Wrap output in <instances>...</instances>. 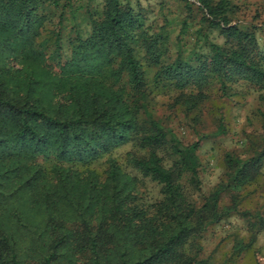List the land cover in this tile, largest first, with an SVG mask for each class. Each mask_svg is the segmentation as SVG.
Returning <instances> with one entry per match:
<instances>
[{
    "label": "trees",
    "instance_id": "obj_1",
    "mask_svg": "<svg viewBox=\"0 0 264 264\" xmlns=\"http://www.w3.org/2000/svg\"><path fill=\"white\" fill-rule=\"evenodd\" d=\"M42 5L43 0H0V180L29 171L27 161L36 156L54 154L59 160L90 162L141 129L137 116L143 112L152 119L155 133L141 138L159 145L169 136L174 151L184 156L192 180L198 181L195 151L199 141L185 144L170 127L153 120L140 100L149 84L135 54L134 45L140 39L147 42V51L154 46L149 54L157 65L155 79H174L183 91V101L191 105L205 98V89L212 83H219L223 93L240 79L264 88V51L258 48L255 29L228 24L224 15L217 16L219 5L204 2L209 16L204 12L200 22L199 31L210 54H198L193 62L178 60L172 67L163 64L155 52L160 36H150L149 40L130 4L104 0L101 12L91 19V34L72 44L68 64L74 65L80 82L73 85L69 103L73 108L66 113L61 102L55 107L43 101L40 83L45 90L55 78L41 63L42 41L38 36L46 19ZM185 22L183 18L182 26ZM206 26L218 27L228 38L226 42H214ZM14 61L20 65L15 66ZM103 65L111 67L114 82H109V73H105L109 69ZM190 86L198 91H187ZM262 117L261 148L246 158L227 154L229 181L243 183L257 176L264 157V113ZM129 155L143 174L156 181L160 196L145 200L138 194L133 176L121 183L115 162L110 163L101 188L97 179L75 196L78 185L65 180L58 188H47L44 200L53 205L57 195L61 198L57 204L67 202L71 212L64 209L57 222L55 217L49 218V237L43 249L47 255L42 264H57L59 253L63 254L58 252L61 245L70 249V264H82L78 261L86 255L90 264H216L201 255L199 238L209 222L221 217L219 198L225 185L197 205L183 188L182 164L164 165L156 146L147 156L136 157L132 151ZM36 170L39 168L33 173ZM35 178L29 176L23 186L31 187ZM234 203L223 211L237 209ZM260 219L264 226V218ZM0 264H25L6 232H0ZM257 264H264V259Z\"/></svg>",
    "mask_w": 264,
    "mask_h": 264
},
{
    "label": "rangeland",
    "instance_id": "obj_2",
    "mask_svg": "<svg viewBox=\"0 0 264 264\" xmlns=\"http://www.w3.org/2000/svg\"><path fill=\"white\" fill-rule=\"evenodd\" d=\"M188 1L191 4L184 0H121L139 14L149 40L150 36H160L155 52L165 65L174 67L178 60L193 62L198 54H210V48L199 31L203 13L209 16L204 2L219 5L217 16L224 15L229 20L228 24L254 28L258 48L264 51V0ZM103 4L104 0H71V3L43 0L40 8L46 15L42 33L38 36L42 41L41 63L52 70L51 76L55 78L45 90L40 83L43 101L51 102L50 106L55 107L61 102L66 113L73 108L69 105L73 85L80 82L74 65L68 64L72 57V44L91 34V19L101 12ZM183 18L186 19L184 26ZM206 29L216 43L224 44L228 39L218 27L206 26ZM146 45L143 39L134 45L149 83L140 100L145 102L153 120L170 127L185 144L199 141L195 151L198 181L192 180L191 172L185 168L184 156L174 151V142L169 136H164V142L159 145L141 138L155 133L152 119L143 112L137 116L141 129L90 162L84 163L77 158L59 160L54 154L26 160L29 171L19 177L14 178L10 174L0 180V232L8 234L25 264H42L43 257L47 255L43 249L49 237L46 228L49 218L55 217L57 222L61 220L64 209L71 212L67 202L57 204L61 202L57 195L55 203L48 204L44 200L47 188H58L61 180H65L78 185L75 196L96 179L101 188L107 180L110 163L115 162L120 168L121 183L133 176L138 194L145 200H155L160 196L158 184L129 159L130 151L136 157L147 156L154 146L164 165L182 164L183 188L197 205H202L214 191L225 185L219 198L221 217L209 222L201 232V255L216 264H257L258 260L264 259V226L260 219L264 218V157L257 176L243 183L229 181L230 169L226 159L228 153L246 158L263 145L264 88L240 79L232 84L228 93H223L219 83H212L205 89V98L191 105L183 101V91L175 85L174 79H155L157 65L149 54L154 46L147 51ZM17 65L20 63L15 62ZM103 69H109L105 73H109V82H114L111 67L103 65ZM186 90L198 91L196 86ZM36 167L39 170L33 173ZM90 170L92 172L88 173ZM68 175L71 178L66 179ZM29 176L36 178L31 187L25 188L23 184ZM233 203L237 204V209L223 211L225 206ZM59 251L63 254L59 253L60 260L56 263L70 264V249L61 245ZM78 262L90 264L87 255Z\"/></svg>",
    "mask_w": 264,
    "mask_h": 264
}]
</instances>
